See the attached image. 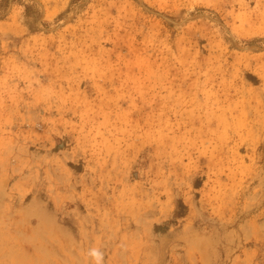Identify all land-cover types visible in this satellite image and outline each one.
Masks as SVG:
<instances>
[{"label": "rangeland", "instance_id": "374dc122", "mask_svg": "<svg viewBox=\"0 0 264 264\" xmlns=\"http://www.w3.org/2000/svg\"><path fill=\"white\" fill-rule=\"evenodd\" d=\"M0 264H264V0H0Z\"/></svg>", "mask_w": 264, "mask_h": 264}]
</instances>
